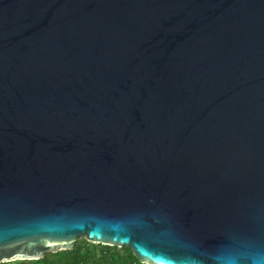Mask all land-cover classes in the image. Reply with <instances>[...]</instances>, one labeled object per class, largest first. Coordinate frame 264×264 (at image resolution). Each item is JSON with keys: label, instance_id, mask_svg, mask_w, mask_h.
Here are the masks:
<instances>
[{"label": "water", "instance_id": "obj_1", "mask_svg": "<svg viewBox=\"0 0 264 264\" xmlns=\"http://www.w3.org/2000/svg\"><path fill=\"white\" fill-rule=\"evenodd\" d=\"M79 237L264 264V0H0V263Z\"/></svg>", "mask_w": 264, "mask_h": 264}, {"label": "trees", "instance_id": "obj_2", "mask_svg": "<svg viewBox=\"0 0 264 264\" xmlns=\"http://www.w3.org/2000/svg\"><path fill=\"white\" fill-rule=\"evenodd\" d=\"M0 264H145L127 247L88 241L79 237L72 249L48 252L41 259L16 260Z\"/></svg>", "mask_w": 264, "mask_h": 264}]
</instances>
